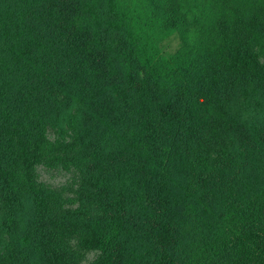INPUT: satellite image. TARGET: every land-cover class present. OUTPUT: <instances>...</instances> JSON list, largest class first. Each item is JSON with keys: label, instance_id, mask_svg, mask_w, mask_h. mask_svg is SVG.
<instances>
[{"label": "trees", "instance_id": "1", "mask_svg": "<svg viewBox=\"0 0 264 264\" xmlns=\"http://www.w3.org/2000/svg\"><path fill=\"white\" fill-rule=\"evenodd\" d=\"M110 1L0 0V264H264V0Z\"/></svg>", "mask_w": 264, "mask_h": 264}, {"label": "rangeland", "instance_id": "2", "mask_svg": "<svg viewBox=\"0 0 264 264\" xmlns=\"http://www.w3.org/2000/svg\"><path fill=\"white\" fill-rule=\"evenodd\" d=\"M93 2L95 0H89ZM134 0H111L108 8L112 14H123L130 11L133 6ZM120 7L119 9H117ZM181 45V40L178 35H172L162 43L160 48L165 54L175 53ZM256 52L259 58L264 62V39L256 46ZM238 110L243 108V104H238ZM55 134L49 130L48 137L53 140ZM36 180L39 184L43 185L46 189L55 191L62 196L65 208L75 209L79 207L80 203L77 200V189L79 186V174L73 169H65L61 166L56 168H49L45 165H39L35 170ZM2 215V206L0 203V217ZM6 236L0 233V255L3 254L5 248ZM69 253L72 258L73 264H93L99 257L100 252L96 250H84L76 238L68 240Z\"/></svg>", "mask_w": 264, "mask_h": 264}]
</instances>
